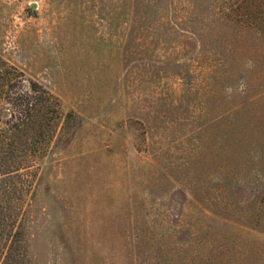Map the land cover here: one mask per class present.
<instances>
[{
	"label": "rangeland",
	"instance_id": "obj_1",
	"mask_svg": "<svg viewBox=\"0 0 264 264\" xmlns=\"http://www.w3.org/2000/svg\"><path fill=\"white\" fill-rule=\"evenodd\" d=\"M240 2L0 0L54 140L73 114L0 264H264V10Z\"/></svg>",
	"mask_w": 264,
	"mask_h": 264
},
{
	"label": "trees",
	"instance_id": "obj_2",
	"mask_svg": "<svg viewBox=\"0 0 264 264\" xmlns=\"http://www.w3.org/2000/svg\"><path fill=\"white\" fill-rule=\"evenodd\" d=\"M264 10V0H241ZM58 98L0 55V235L17 236L22 227L27 170L56 146L67 131L68 112L56 140ZM21 200V203L18 202ZM9 248V246H8Z\"/></svg>",
	"mask_w": 264,
	"mask_h": 264
}]
</instances>
